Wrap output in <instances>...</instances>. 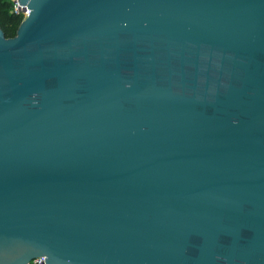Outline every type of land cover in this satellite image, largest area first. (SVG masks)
<instances>
[{
  "label": "water",
  "instance_id": "1",
  "mask_svg": "<svg viewBox=\"0 0 264 264\" xmlns=\"http://www.w3.org/2000/svg\"><path fill=\"white\" fill-rule=\"evenodd\" d=\"M17 3L0 264H264V0Z\"/></svg>",
  "mask_w": 264,
  "mask_h": 264
},
{
  "label": "trees",
  "instance_id": "2",
  "mask_svg": "<svg viewBox=\"0 0 264 264\" xmlns=\"http://www.w3.org/2000/svg\"><path fill=\"white\" fill-rule=\"evenodd\" d=\"M20 12L12 11L10 0H0V28L6 37H12L19 21L22 19ZM27 264H35L33 261Z\"/></svg>",
  "mask_w": 264,
  "mask_h": 264
},
{
  "label": "built area",
  "instance_id": "3",
  "mask_svg": "<svg viewBox=\"0 0 264 264\" xmlns=\"http://www.w3.org/2000/svg\"><path fill=\"white\" fill-rule=\"evenodd\" d=\"M10 2L12 3V11L20 12L23 16L27 13V9L22 5L18 4L17 0H10ZM33 262L35 264H41L43 262V257H37L33 259Z\"/></svg>",
  "mask_w": 264,
  "mask_h": 264
},
{
  "label": "rangeland",
  "instance_id": "4",
  "mask_svg": "<svg viewBox=\"0 0 264 264\" xmlns=\"http://www.w3.org/2000/svg\"><path fill=\"white\" fill-rule=\"evenodd\" d=\"M23 16V15H22Z\"/></svg>",
  "mask_w": 264,
  "mask_h": 264
}]
</instances>
